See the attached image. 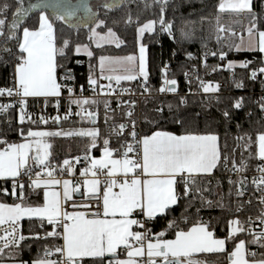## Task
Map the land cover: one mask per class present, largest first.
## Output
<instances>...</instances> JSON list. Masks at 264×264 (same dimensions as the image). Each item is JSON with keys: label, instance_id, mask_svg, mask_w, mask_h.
<instances>
[{"label": "snow or ice", "instance_id": "obj_1", "mask_svg": "<svg viewBox=\"0 0 264 264\" xmlns=\"http://www.w3.org/2000/svg\"><path fill=\"white\" fill-rule=\"evenodd\" d=\"M19 6L15 7L12 19L9 23L8 14L12 5L7 2L0 3V37L3 43L0 45V66H12L11 87H0V97L16 98L9 103H0V114H7L9 110L19 106V127L16 129L23 138V142H9L0 140V179L5 183L11 182V190L7 187L0 189V195L14 196L13 203L0 202V225H7L4 229L5 236L0 246V256L5 249H10L8 256L12 264H205L204 261L195 259L196 254H219L226 257L229 264H264V253L261 259L256 260V252H248L246 241L239 239L237 234L248 233L252 236L248 244L264 248V131L259 132L255 140L248 133L238 134L235 137L237 147H243L249 152L247 159L241 158L237 162L234 155L227 153L228 145H220L218 133L213 131L200 132L190 127L191 121L187 118L176 116L172 122L177 125L179 131L151 130L141 134L137 131L134 112L127 111L124 115L128 118L126 123L115 124V110L112 109V101L100 100V93L105 96L117 95L112 81L120 87L118 95H133L132 90L121 85L125 82H140L142 92L151 91L149 86L148 46L143 42L146 33L167 34L175 42L173 32L174 22L166 19L165 13L169 0H153V5L159 4V17L141 22L139 17L132 19L128 14L126 25H136L135 42L138 45V54L105 55L96 57L91 44L94 42L97 49L104 45H114L120 49L125 44L120 39L114 27L109 26L107 19H101L98 11H94L90 4L83 2L32 3L24 6V0H18ZM135 0H112L111 3L100 7L105 9L131 8ZM145 2V7H150ZM52 7L56 9L54 18H51L42 9ZM264 7V5H262ZM219 12L225 11L238 16H247L248 23L243 26L248 39L241 36L239 43L230 41L224 51L222 47L217 51H205L206 59L209 55L218 56L221 61L227 60L228 70L249 69V78L255 81L258 75L264 76V14L257 13L253 9V0H221L218 5ZM37 9L38 20L32 26H28L26 18ZM83 10L84 15L78 17ZM57 23L67 25L69 29L88 27L89 43H73L71 37H65L63 27L57 28ZM116 22L113 21V24ZM242 23V21H236ZM106 29V31H105ZM231 32L235 37L234 29L223 26L219 15L216 17V42L221 43L220 33ZM190 32L181 29V42L192 39ZM205 49L207 45H204ZM252 54L258 59L253 60H228L229 52ZM86 54L89 58L88 75L86 77L87 90L95 95L92 98L84 97L85 85L80 84V96L76 97L77 90L74 68L70 67L73 56ZM173 58L176 52L172 53ZM186 58L193 59L191 52L186 53ZM97 60V65L92 60ZM83 61L77 59L75 64L81 65ZM259 67H254V65ZM99 75H96V68ZM220 66H213L216 71ZM183 70V65L180 66ZM170 64L165 63L161 72L162 84L157 89L160 93H178V80L169 79ZM183 75L189 84L191 91V77L187 71ZM107 80V85L99 81ZM199 86L204 93H217L220 85H212L199 79ZM264 86V81L261 82ZM235 87L242 89L244 84L235 81ZM67 92V111L63 118L58 114L51 117L54 124L68 120L75 105L78 111L75 116L81 121H90L96 125L98 111H89L85 106H95L97 109L102 104L104 108L103 119L105 124L113 121L108 137L98 145L100 136L98 127L80 129H59L54 131L33 130L23 127L25 120L29 123L37 121L47 125L48 119L39 115L36 121L31 119L26 108L28 99L43 98L45 108L51 100L55 101V107H61L63 93ZM186 98L180 97V103L185 104ZM135 100H116L117 108L126 105L134 109ZM261 112H264V96L257 102ZM244 98H236L231 104V109L225 108L221 115L226 123H231L236 110L244 108ZM169 110L173 105H168ZM157 112H163V108H157ZM251 117L252 113H246ZM151 123L150 121H145ZM11 127V121H8ZM238 133L242 125L237 123ZM127 130V131H125ZM116 136L117 148L111 147L110 137ZM89 137L90 143L86 146L83 157H75V163L81 159L86 166L80 169L82 181L74 183L70 179H60L56 176L59 168L61 174L74 173L76 168L73 161L64 159L62 165L51 164L53 145L49 138L54 137ZM121 141H123L121 143ZM242 142V143H241ZM255 143L257 151L252 152ZM99 147L100 157L91 155L94 148ZM135 154L132 158L130 154ZM235 153V149H233ZM258 158L254 175L249 181L246 173L248 160ZM231 165V167H229ZM38 169V170H37ZM223 169L232 172L239 177L228 183L235 186V196L240 199L245 196L249 184L254 186L256 192L261 195L258 203L262 205L259 216L253 220L249 217L241 222L238 218L229 221L228 234L223 238H217L211 222L198 220L188 227L189 218L186 215L192 203V190L195 187L197 193H201V203L212 206V201H204L203 189L197 186V176H211L216 170ZM89 174L91 178L89 177ZM103 176V180L100 177ZM22 177H27V181ZM83 188V191L81 190ZM43 189L42 202L33 203L31 197L39 196ZM79 193L89 202L77 204L73 200L74 194ZM232 188L229 189V197L232 196ZM95 201L93 203L92 201ZM181 201H187L183 205L184 212L179 218L167 219L171 216L175 207L181 206ZM247 203H251L249 197ZM221 210L225 209L222 200L218 203ZM71 208V211L66 210ZM77 209H84L78 211ZM243 210V204L238 203L236 211ZM197 214L200 212L198 208ZM30 224L37 223L43 231L34 232L28 229L29 235L23 232L22 221ZM160 219H166L167 223L160 232L153 233L149 225H155ZM257 223L260 230L256 231ZM181 224H184L181 227ZM50 228L51 230H47ZM134 228L138 230H133ZM171 236L172 238H167ZM49 238L61 240L59 245H43V255L26 261L22 259L25 249L32 247L28 241L45 240ZM229 242L233 244V250L228 251ZM14 250V251H12ZM120 250V251H118ZM121 254L125 258L121 259ZM58 255V259H52ZM147 257L146 260L141 258ZM247 256L253 257L252 260ZM210 264V262H209Z\"/></svg>", "mask_w": 264, "mask_h": 264}, {"label": "trees", "instance_id": "obj_2", "mask_svg": "<svg viewBox=\"0 0 264 264\" xmlns=\"http://www.w3.org/2000/svg\"><path fill=\"white\" fill-rule=\"evenodd\" d=\"M263 0H254L253 9L257 13L264 14V8L261 3ZM7 2L12 5V9L8 14V21L11 22L12 13L15 11V7L19 6L18 0H0V3ZM145 2L150 7H145ZM221 0H169L167 4V10L165 13L166 19L174 22L173 32L175 35V42L170 37H162V44H158V34H148L144 36L143 42L148 46V69H149V82L153 84L154 90L158 89L160 84V72L159 65L160 60L163 58H169L173 50L176 51L177 63L174 67L172 77L176 78L179 82L180 89H184L183 82V71L188 67L197 63L200 59L201 54L208 50L209 48L219 49V44L216 42V17L217 15L221 18V24L223 26H229L231 28L240 27L245 23H248L247 16H238L234 13L225 11L223 13L219 12L218 5ZM28 1L24 0V4L27 5ZM108 4V3H106ZM103 5L102 2L92 1V9L98 11L101 19H107L109 21V26L114 27V30L119 35L120 39L125 42L120 49H116L114 45H104L102 49H97L93 43L91 44V50L94 51L96 57L101 54L105 55H125L136 53L138 45L135 42L136 37V25H126L125 21L128 19V14L131 12L132 19L135 20L139 17L141 22L148 19H157L159 17L160 5H153V0H135V3L131 8L123 7L120 9L112 10L100 7ZM40 11H35L26 18V23L28 26H32L38 20ZM54 18V17H52ZM113 21L116 23L113 24ZM236 21H242V23H236ZM63 27V34L65 37H71L73 43H89L87 37L89 35L88 27H80L79 29H69L67 25H61L57 23V28ZM181 29L185 32H190L192 34V39L190 41L181 42ZM106 31V29H105ZM4 38L0 41L2 45ZM207 45L205 49L204 45ZM191 52L193 54V59L189 60L186 58V53ZM232 55L241 58L245 55H252L247 53H235L230 52ZM79 59L83 63L79 66L75 64V61ZM93 65H97V60L93 59ZM88 64L89 58L86 54H80L79 56L72 57V63L70 67L74 68L75 74L80 80L85 81L88 75ZM183 65V70L180 66ZM12 66L8 67L0 66V77L3 80H7L11 77ZM96 75H99V69L96 68ZM237 96L222 95L218 100L213 97L205 98L207 102V108L202 109L200 103L204 98H196V107H191L187 104L180 103L179 96H158L153 98H148L144 102L143 115H144V133H148L151 130L156 129H166L173 132L179 131L177 125H175L172 120L174 117L179 116L180 118H187L191 121L190 127L193 130L200 132L213 131L218 133L220 137V145L223 146L227 143V153L232 156L237 162L241 158L247 159L249 152L243 147H237V141L235 137L238 134L248 133L255 140L256 135L264 131V120L259 115L258 106L254 105L251 117L246 116V110H236L235 117L231 123H226L221 115V112L225 108L231 109V104ZM173 105V108L169 110L168 105ZM163 108V112H157V108ZM119 116V115H118ZM117 115H115V122L117 121ZM121 119V114L119 116ZM123 118V116H122ZM145 121H150L151 123H146ZM67 124H81L82 126L89 125L83 122H65ZM113 121H108L105 124L103 119V114L100 121L96 124L99 127L100 136L98 138V145L102 144V140L108 137L110 131V126ZM242 125L241 132L238 133L236 124ZM63 124V122L61 123ZM57 124L39 125L38 123L26 122L23 127L27 130L33 126L45 127V126H55ZM60 125V124H59ZM18 126H12L8 133H17L16 129ZM16 136V135H15ZM22 139L21 136H16L15 140ZM116 136L112 135L110 137L111 147L117 144ZM50 143L53 145L51 152L52 157L62 161L67 158L74 156H83L86 146L90 143L89 137H54L50 138ZM242 143V142H241ZM235 149V153H233ZM257 151V145L253 143L252 152L255 154ZM93 152L95 154L100 152L99 147L94 148ZM257 158L248 160V170L246 174L252 173L257 165ZM229 172L223 171V169L216 170L214 175L211 176H197V186L203 189V199L204 201H212V206H208L207 203H201V193L195 191V187L192 190V203L186 215L189 218L188 227L200 219L205 222L210 221L212 228L215 230L216 237H225L229 230V221L238 218L241 222L246 221L251 216H257L260 214L261 205L258 203V193L255 192L254 186L251 184L247 187V192H249L248 197H242L237 199L235 196V186H230L228 183ZM232 188V196L229 197V189ZM249 197H251V203H247ZM0 199L7 202H13L10 196L0 195ZM228 210H221L218 205L221 202ZM181 206L175 207L171 216L167 219L179 218L184 212L183 205L187 201H181ZM238 203L243 204V210L240 212L236 211ZM200 212L197 214V209ZM167 223L166 219H160L155 225H149L152 228L153 233H158L164 229ZM184 224H181L183 227ZM23 228L26 234H29L28 229L32 228L34 232H40L43 235V231L38 227V222L30 224L27 218L23 221ZM47 230H51L48 228ZM138 230V229H137ZM239 239H244L246 241L247 249L252 250L256 248V256H261L264 253V248H260L256 245L248 244L247 241L252 239V236L248 233L237 234ZM167 238H172L171 236ZM32 244L30 249H25L22 253V259L30 261L37 257V255H43V245L47 243L48 245H59L62 243L61 240H55L49 238L47 241L41 239L37 241H28ZM228 251L233 250L232 242L227 245ZM10 249H5V252L0 256V261H11L8 252ZM14 251V250H12ZM124 254H121L123 256ZM58 257V255H56ZM207 262L213 264H229V261L225 256L219 254H200Z\"/></svg>", "mask_w": 264, "mask_h": 264}, {"label": "built area", "instance_id": "obj_3", "mask_svg": "<svg viewBox=\"0 0 264 264\" xmlns=\"http://www.w3.org/2000/svg\"><path fill=\"white\" fill-rule=\"evenodd\" d=\"M261 5H264V0L262 1ZM264 8V7H263ZM234 29V31L236 32V36L233 37L231 35V32H225V33H220V35L222 37H224V39H222L221 43H219V49L216 48H209L208 50L205 51H219L222 47L224 48V51H228L226 45L228 42L232 41L234 38L236 37H241L245 31H243L242 27H235L232 28ZM157 34H158V44L161 45L162 41L161 38L166 36L169 37L167 34H160L159 31L157 30ZM2 40V37H0V41ZM175 51V50H173ZM173 51L171 52V55L169 58H163L160 60V65H159V72H160V84L158 86V88L161 86L162 84V80H163V76H162V68L164 66L165 63H169L170 64V69H169V79L174 78L172 77L173 71H174V67L177 63V56L175 55V57L173 58ZM204 51V52H205ZM176 52V51H175ZM204 52L201 54L200 59L197 63L193 64L192 66L188 67L185 71H187L191 77V91H189V84L188 81L186 80L185 76L183 75V82H184V89H180L179 84H178V93H160L157 90H154V86L152 83L149 82V86H150V93L149 92H142L141 88H140V82L139 81H134V82H125L122 81L121 85L123 87H127L130 88L132 90V93H134L133 95H129V94H124L123 96L118 95V93L120 92V87L117 86L115 84V81H112V86L113 88L116 89V93L117 95L115 96H105L104 93H100V95L97 97L100 100H104V99H109L112 101L111 103V107L112 109L115 110V115H119L121 114V119H119L120 117L118 116L117 121L115 122V124H120V123H126L128 118L124 115L127 111L132 110L134 112L133 115V119L136 120L137 123V131L140 132L141 134H144V115H143V106H144V102L146 99L148 98H153V97H158V96H179V97H185L186 98V103L187 105L194 107V101L196 100V98H204L203 101L200 103V107L202 109H206L207 108V102L205 101V98L207 97H213L215 100H218L220 96L222 95H231V96H237V98L243 97L244 98V108L246 110V113L248 112H253V106L258 105V101H260V98L262 96H264V86H262V81H264V76H260L258 75V78L253 81L249 78V73L251 71V67L247 70L245 69H241L239 67L235 68L234 70H228L226 67H224V65H226L227 60L225 61H221L219 59L218 56H211L209 55L206 59V64L207 67H205V59H204ZM228 60H236V61H241V60H253V59H258V56L254 57L253 55H245L241 58H238L237 56L232 55L230 52L228 54L227 57ZM219 65L220 67L216 70V71H212V67L213 66H217ZM254 67H259V65H254ZM76 77V84H77V90H76V97L80 96V90H79V85L80 84H84L85 85V91L83 93L84 97H88V98H92L94 97V93L90 90H87V84H86V80L82 81L79 79V77L75 74ZM197 77H199V79L203 80L204 82H211L213 86H215L216 84L220 85L219 91L217 93H204L202 88H200L199 86V81L197 79ZM11 79L12 76L9 77L7 80H3L0 77V87H11ZM244 84V87L242 89H237L235 87V81H241ZM100 84L103 85H107L109 83V81L107 80H103L101 79L99 81ZM64 99L61 100V107L59 109H57L54 105H55V101L51 100L47 107L45 108L44 104H43V98H39V99H34V98H29L28 99V105L26 108L27 113L31 116V119L33 121L37 120V117L39 115H44L46 118L48 119V124H53L51 117H55L58 114L63 118V116L65 115L66 111H67V97H68V93L64 92L63 93ZM16 98H8V97H0V103H9L11 100H14ZM118 99H123L125 101L128 100H135V107L134 109H130L128 108L126 105H123L119 108H117V104H116V100ZM88 108L89 111H98L99 115L97 118V123L100 121L102 114H104V108L103 105L101 104L99 106V108L97 109L95 106H85ZM72 113L73 115L69 117L68 120H63L61 119V121L58 124H61L62 122H77V121H81L80 117L75 116L74 113L76 111H78L79 109H77V107L75 105L72 106ZM19 106L17 105L14 109L9 110V112L7 114H0V140L2 139H7L9 142L15 141L16 136H20L17 133L13 134L12 133H8L10 132L9 129L12 126H20L19 125ZM259 115L260 117L264 120V112H261L259 109ZM123 116V118H122ZM247 116V115H246ZM8 121H11V127H9V123ZM86 122H88L89 124H92L90 121L85 120ZM29 122L26 118L25 123ZM24 123V124H25ZM36 123H38L39 125H45L39 121H37ZM96 123V124H97ZM47 124V125H48ZM127 131V130H125ZM16 135V136H15ZM123 141H121L122 143ZM119 147L118 144L114 145L113 148H117ZM132 156V158H135V154H130ZM78 157V156H74L71 158H67L71 161H73L74 167L76 168V171L74 173H63L61 174V172L59 171V168H57L56 170V176L57 178L60 179H70L72 180L74 183H76L77 181H82L84 179V177L80 176V169L83 168L84 166H86V162L83 161V159H81L80 163H75L74 158ZM79 157H83V156H79ZM261 163V161L258 160L257 164ZM51 164L53 166H58V165H62L63 164V160L59 161L53 157H51ZM257 166V165H256ZM229 167H231V165H229ZM256 169V168H255ZM38 170V169H37ZM249 181L252 179V177L254 175H258V173L254 170L252 173L250 174H246ZM232 180H237L239 177L237 176V174L229 172L228 175ZM91 178L90 174L89 177ZM23 180L27 181V177H22ZM101 180H103V176L100 177ZM7 187L9 190H11V182H7L5 183L2 179H0V189ZM81 190L83 191V188H81ZM255 190V189H254ZM256 192V191H255ZM258 193V197L261 195L259 192ZM10 196V195H9ZM249 196V192L246 191L245 197ZM12 198H15L14 196H10ZM73 200L75 203L77 204H84V203H88L89 201L87 199H85L84 197H82L79 193L74 194L73 196ZM93 203H95V201H92ZM262 208V205H261ZM66 210L71 211L72 209L69 207ZM78 211H83L84 209H77ZM257 216H251L253 218V220H255ZM22 223V227H23V221ZM7 227V225H0V237H4L5 236V232L4 229ZM255 230L259 231L260 230V226L257 223V225L255 226ZM23 232H24V228H23ZM24 234L27 236L29 234H26L24 232ZM4 240L0 239V246H3ZM250 252H256V248L250 250ZM52 259H58V257H56V255H53L51 257ZM195 259L204 261L205 264H209V262H207L206 260H204L202 257L200 256H194ZM143 260H146L147 257H143L141 258ZM213 264V263H210Z\"/></svg>", "mask_w": 264, "mask_h": 264}, {"label": "rangeland", "instance_id": "obj_4", "mask_svg": "<svg viewBox=\"0 0 264 264\" xmlns=\"http://www.w3.org/2000/svg\"><path fill=\"white\" fill-rule=\"evenodd\" d=\"M107 1H109V3L112 2V0H107ZM77 2L87 3V4H90V6L92 7V0H85V1L84 0H77ZM24 6L27 7V5H25V4H24ZM80 12L82 14L81 16H83L84 15L83 10H81ZM226 27H229V26H226ZM229 28H231V27H229ZM93 45H95L94 42H93ZM136 54H138V48H137ZM125 55H127V54H125ZM148 57H149V55H148V52H147V58ZM195 102L196 101L193 102L194 103V107H196V103ZM94 126L95 127H98L97 125H93V124H89V125H86V126H82V125H79V124L77 125V124H67V123H63V124H60V125L58 124V125L50 126V127H48V126H45V127L33 126V127H31V129H33V130H48V131H54V130H59L61 128H63V129H80V128L87 129V128H91V127H94ZM61 137H63V136H61ZM12 142H15V143L23 142V138L22 139H19V140L12 141ZM49 142H50V138H49ZM91 155H93L95 157H100L101 156V151L99 153L95 154L93 152V149H92Z\"/></svg>", "mask_w": 264, "mask_h": 264}, {"label": "crops", "instance_id": "obj_5", "mask_svg": "<svg viewBox=\"0 0 264 264\" xmlns=\"http://www.w3.org/2000/svg\"><path fill=\"white\" fill-rule=\"evenodd\" d=\"M253 3H254V0H253ZM46 14H48V15L52 18V16H51L49 13L46 12ZM244 25H247V23L243 24V25L240 26V27L243 28ZM242 37H243V39H244L245 41L248 39V36H247L246 31L244 32V34L242 35ZM239 38H240V37H236V38H234L232 41H235V42L239 43ZM233 52H235V51H233ZM235 53H236V52H235ZM82 54H83V53H82ZM79 122H83V123H85V124H88V122H86V121H79ZM80 125H81V124H80ZM156 130H157V129H156ZM159 130H166V129H159ZM167 131H170V130H167ZM219 143H220V141H219ZM257 147H258V146H257ZM257 160H259V159L257 158ZM38 191H39V193H40L39 196L33 195V196L31 197V202H33V203H40V202H42L43 189H40V190H38ZM13 199H16V198H13ZM0 202H4V203H8V204L13 203V202H7V201H4L3 199H0ZM235 219H237V218H235ZM133 230H137V229L134 228ZM217 238H222V237H217ZM246 248H247V245H246ZM247 250H248V249H247ZM118 251H120V250H118ZM248 252H250V250H248ZM145 256H146V255H145ZM195 256H200V254H196ZM120 258H121V259L125 258V255L120 256ZM246 258L249 259V260H252V259H253V257H251V256H247ZM261 258H262L261 256H256V257H255L256 260H259V259H261ZM0 264H12V262H11V261H0Z\"/></svg>", "mask_w": 264, "mask_h": 264}, {"label": "water", "instance_id": "obj_6", "mask_svg": "<svg viewBox=\"0 0 264 264\" xmlns=\"http://www.w3.org/2000/svg\"><path fill=\"white\" fill-rule=\"evenodd\" d=\"M28 1V5H30V4H32V3H40V0H27ZM85 1V0H84ZM57 2H60V3H73V2H77V0H47V3H49V4H55V3H57ZM27 5V6H28ZM43 11H45V12H47V13H49L52 17H54L55 16V13H56V9H54V8H52V7H49V8H47V9H42ZM35 11H41V9H37V10H35ZM34 11V12H35ZM33 13V12H32ZM32 13H30V14H32ZM29 14V15H30Z\"/></svg>", "mask_w": 264, "mask_h": 264}, {"label": "flooded vegetation", "instance_id": "obj_7", "mask_svg": "<svg viewBox=\"0 0 264 264\" xmlns=\"http://www.w3.org/2000/svg\"><path fill=\"white\" fill-rule=\"evenodd\" d=\"M92 1H97V2H102L103 4H106V3H109V1H107V0H92ZM29 3H27V5H28ZM82 14H81V12L80 13H78V16H81Z\"/></svg>", "mask_w": 264, "mask_h": 264}]
</instances>
